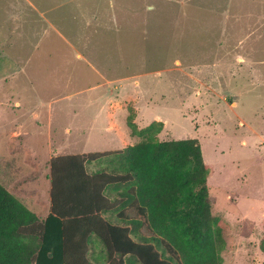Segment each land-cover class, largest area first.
Returning a JSON list of instances; mask_svg holds the SVG:
<instances>
[{"label": "rangeland", "instance_id": "obj_1", "mask_svg": "<svg viewBox=\"0 0 264 264\" xmlns=\"http://www.w3.org/2000/svg\"><path fill=\"white\" fill-rule=\"evenodd\" d=\"M29 1L67 4L0 0L1 186L27 174L46 202L51 157L162 122L159 141L201 146L222 264H264V0Z\"/></svg>", "mask_w": 264, "mask_h": 264}, {"label": "trees", "instance_id": "obj_2", "mask_svg": "<svg viewBox=\"0 0 264 264\" xmlns=\"http://www.w3.org/2000/svg\"><path fill=\"white\" fill-rule=\"evenodd\" d=\"M132 117L134 145L51 160L45 219L0 185V264L223 263L199 142L159 141L162 122L137 129Z\"/></svg>", "mask_w": 264, "mask_h": 264}, {"label": "crops", "instance_id": "obj_3", "mask_svg": "<svg viewBox=\"0 0 264 264\" xmlns=\"http://www.w3.org/2000/svg\"><path fill=\"white\" fill-rule=\"evenodd\" d=\"M26 2H27L28 5H30L32 8L35 9V11L41 16V18H43L44 13L49 14V13L53 12L54 10L59 9V8H61L64 5L67 4V1H57V2L55 1L51 6L45 7L44 8V11L40 12L32 4L31 1L26 0ZM94 8L96 10L95 13H94L95 15H98V14L106 15L104 12H101L100 11V7L94 6ZM47 23L50 25V23L48 21H47ZM50 26L52 28H54L53 25H50ZM55 31L58 33V35L62 36L61 33L58 30L55 29ZM77 56L81 57L80 54H77ZM0 76L4 77L5 75L4 74H0ZM17 137H19V136H15V138H17ZM130 146H132V145H130ZM64 156H69V155H64ZM64 156H57V157H64ZM73 156H75V155H73ZM57 157H53V158L51 157L49 159V173L46 175V180L48 182L47 198H45L46 199V202L43 201V198H41L40 196H38V194H36L34 191H32V190L29 191L28 188H22L23 185H20V184L25 183V181L29 177V175H27V174L25 176H21L19 179L15 177L14 180L8 178V179H6V181H2V183L5 185V188L4 187L3 188L6 191H8L11 195H13L15 198H17L23 205H24V203L21 200L26 201L27 198H33L32 199V201H33L32 205L34 206L35 211L38 212L37 214L42 215V217H39L37 215L36 216L39 217V218H41V219H45L51 213L52 203H51V196H50V191H51V180H50V178H51V166H50V162H51L52 159L57 158ZM88 169H89V172H92L90 170L91 169L90 165L88 166ZM96 169H98V168H96ZM95 170H93V171H95Z\"/></svg>", "mask_w": 264, "mask_h": 264}]
</instances>
